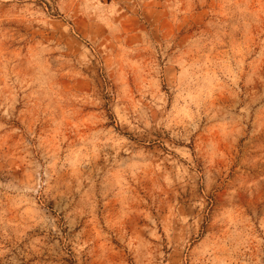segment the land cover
Masks as SVG:
<instances>
[{
    "label": "rangeland",
    "instance_id": "obj_1",
    "mask_svg": "<svg viewBox=\"0 0 264 264\" xmlns=\"http://www.w3.org/2000/svg\"><path fill=\"white\" fill-rule=\"evenodd\" d=\"M0 264H264V0H0Z\"/></svg>",
    "mask_w": 264,
    "mask_h": 264
}]
</instances>
